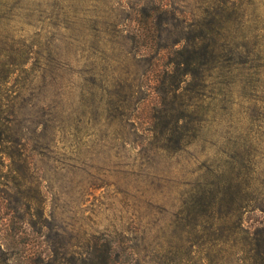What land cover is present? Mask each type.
I'll return each mask as SVG.
<instances>
[{
	"label": "rangeland",
	"instance_id": "obj_1",
	"mask_svg": "<svg viewBox=\"0 0 264 264\" xmlns=\"http://www.w3.org/2000/svg\"><path fill=\"white\" fill-rule=\"evenodd\" d=\"M187 43L201 77L162 107L155 73ZM0 69L27 143L20 213L52 216L10 231L0 187L19 255L110 241L113 264H237L264 227V0H0Z\"/></svg>",
	"mask_w": 264,
	"mask_h": 264
},
{
	"label": "trees",
	"instance_id": "obj_2",
	"mask_svg": "<svg viewBox=\"0 0 264 264\" xmlns=\"http://www.w3.org/2000/svg\"><path fill=\"white\" fill-rule=\"evenodd\" d=\"M169 13L165 7H159L147 11L143 9L140 12V19L153 20L158 19L162 20L163 15ZM157 16V17H155ZM200 25L196 26V31ZM200 36H196L194 41L200 40ZM184 40V39H183ZM190 39L185 38V42ZM192 42V41H190ZM180 41H175L173 44L178 45ZM187 47H184L183 50H179L176 53L178 57L182 59L169 61V65L173 69H167V71L161 73H155L156 78L154 83L156 87L162 89V95L158 94L160 99V104L162 107H166L168 104L171 94H174L176 98L177 92L185 87H194L195 84L199 82V77L201 73L197 68V45H190L187 43ZM166 47H160V50L154 53L157 55L161 50H164ZM153 47L150 49V53L153 54ZM185 69H181L184 68ZM154 75V69L150 71ZM15 72L13 69H0V165L2 169H6L7 172L3 173L0 171L2 177L6 180V183H0V187L9 189V186H12V190L16 193L17 199H15V204H9V198L3 197L1 195L4 193L0 191V236L6 235L9 236L10 220L5 221L4 217L1 215V203H7V209L12 212L11 222L14 224V227L10 231H15L19 225V222H22V225H26L28 228H31L36 232V227H40L38 234H43L45 229H49V220L52 218L51 215L47 214L45 202L40 203V207L37 210V214L32 216L26 214L22 215L20 210H22L26 203H23L26 199L24 197L25 192L23 191V180L25 179L24 169L27 165V159L23 157L24 152L26 151L27 143L24 142V139L21 135L16 134L14 129V118L16 117L15 104L13 101L7 100V94L11 91L8 84L14 76ZM146 75V74H145ZM173 97V96H172ZM8 160V163L5 164V160ZM12 201V200H11ZM234 201V199H233ZM243 207V206H242ZM241 205L236 203V212H239ZM36 219V220H34ZM7 228V229H6ZM242 242L239 245H233V255L238 258L237 264H264V227L258 228L253 234L246 235L245 238L241 239ZM60 248L48 246L46 251L37 252L34 251L30 255L23 256L19 255L14 248L9 247L0 240V264H22L24 262H30V264H113L114 256V245L110 241L103 245L95 244V246L87 249L86 251H76L70 253H61ZM70 257V258H69ZM172 261L169 263L171 264ZM136 264H140L138 261ZM150 264V263H149ZM158 264V263H151ZM180 264V263H175Z\"/></svg>",
	"mask_w": 264,
	"mask_h": 264
}]
</instances>
